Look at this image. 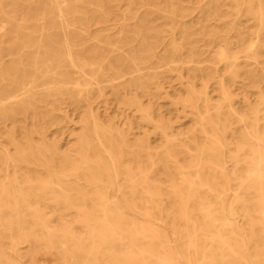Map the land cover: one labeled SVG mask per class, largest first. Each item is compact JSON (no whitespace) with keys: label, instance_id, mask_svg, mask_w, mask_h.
I'll use <instances>...</instances> for the list:
<instances>
[{"label":"bare ground","instance_id":"6f19581e","mask_svg":"<svg viewBox=\"0 0 264 264\" xmlns=\"http://www.w3.org/2000/svg\"><path fill=\"white\" fill-rule=\"evenodd\" d=\"M0 264H264V0H0Z\"/></svg>","mask_w":264,"mask_h":264},{"label":"rangeland","instance_id":"374dc122","mask_svg":"<svg viewBox=\"0 0 264 264\" xmlns=\"http://www.w3.org/2000/svg\"><path fill=\"white\" fill-rule=\"evenodd\" d=\"M184 3H186L187 5H192L191 3H189L188 1H185ZM198 10H196L195 12H197ZM194 16H197L198 14L194 13ZM187 20H190V17L186 18ZM163 21V19L158 20L156 23H161ZM253 23H246L245 26H251ZM255 28V26H253ZM214 29H220V30H225L226 26L222 25V24H215L213 26ZM166 31L167 27L164 28ZM169 34L168 32L165 33L164 35ZM170 37V35H169ZM196 45L198 47H200V49L203 50H208L211 49L213 47H215L216 44L210 43L207 40H201L200 42L196 43ZM216 48V47H215ZM208 54V53H207ZM206 55V54H205ZM202 64H206L205 62H203ZM154 71L158 72V74L160 75V80H161V86H163L165 88V92L161 97L157 98V101H155L154 106L157 107L158 109L161 110V112L163 113V115L166 117L167 120H171L172 123L178 127L179 130H183L186 131L189 128H192L193 125V121L191 120V115H189L188 113H186V115H184L182 113V109L180 111H178L175 106L173 105V101H176L177 99L181 98V97H185L186 95V91H184V89L182 88V86L180 85V78L177 75V72H173L170 71L169 69H167L166 67L160 68V69H154ZM184 74L186 76H189L187 74V71L184 70ZM156 87V86H155ZM238 93L239 92H245L246 95L250 96L252 101H255L257 99L258 94L254 92V90H250V89H244L245 91H243L242 89H237ZM218 94V91H212V96L216 97V95ZM120 99L121 98H117L113 93L108 92L107 95V101L106 102H101L98 105V111H100L102 113L103 118H106L105 120H107L108 118H111L113 121H118L120 119L123 120V122L120 124L121 126L124 125V122L128 121H133L134 126L137 127V129H139V122L140 119L139 118H135L133 117V115H131V113L127 112H123L122 110H120ZM218 98L216 97L215 100H217ZM172 100V102H171ZM241 103H237V106H240ZM66 106V105H65ZM64 106V107H65ZM65 110L69 111V114L71 116V120H73L72 123H69V126L71 129H76V132H79L80 130L78 128H74L75 123L78 124L80 119V113L78 111H75L72 109L71 106H67L65 107ZM71 129H64L62 131H54L52 133L51 136H56L58 138V140L63 143L64 145H66V147H68V145L72 144L74 142V140H72V136H71ZM148 129V127H142L141 130H146ZM51 130H55V128L51 127ZM154 129H151V136L152 139L154 141L155 144H160V139L158 137H155V132L153 131Z\"/></svg>","mask_w":264,"mask_h":264}]
</instances>
